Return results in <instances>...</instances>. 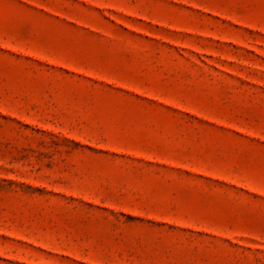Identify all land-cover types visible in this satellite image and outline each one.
Wrapping results in <instances>:
<instances>
[{
	"label": "rangeland",
	"instance_id": "374dc122",
	"mask_svg": "<svg viewBox=\"0 0 264 264\" xmlns=\"http://www.w3.org/2000/svg\"><path fill=\"white\" fill-rule=\"evenodd\" d=\"M0 264H264V0H0Z\"/></svg>",
	"mask_w": 264,
	"mask_h": 264
}]
</instances>
